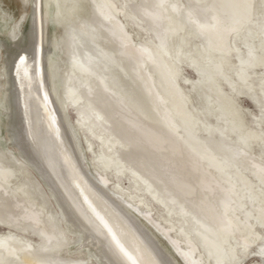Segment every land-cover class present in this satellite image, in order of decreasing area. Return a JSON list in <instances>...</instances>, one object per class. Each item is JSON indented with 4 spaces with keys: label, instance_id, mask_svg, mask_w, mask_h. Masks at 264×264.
<instances>
[{
    "label": "bare ground",
    "instance_id": "obj_1",
    "mask_svg": "<svg viewBox=\"0 0 264 264\" xmlns=\"http://www.w3.org/2000/svg\"><path fill=\"white\" fill-rule=\"evenodd\" d=\"M188 1H193L194 6L197 3ZM219 1L230 19L228 28L214 7L207 15L195 6L181 18L177 0H151L157 42L149 44L98 125L103 134L95 131L92 135L106 148L99 155L93 154L108 177L110 173H129L156 202H165L167 216L177 218L176 226L167 216L162 221L156 219L145 200L118 185L184 264H240L244 253L258 241L264 245V236L256 235L250 223L253 219L264 230V162L252 149L260 146L264 159V129L257 123L256 129L242 132L234 107L226 109L215 94L223 79H228L237 93L242 89L251 91L255 87L253 80L258 79L264 99V17L263 26H255L259 35L254 37L246 25L256 11L252 0ZM192 24L194 31L185 32L184 26ZM189 33L202 39L200 45L194 44V51L188 48L192 39ZM229 35L233 36V48L228 44ZM240 37L248 42L255 38L256 44L260 43L259 51H252L235 66L229 60ZM185 61L202 74L209 105L203 109L217 114V125H204L186 107L176 85ZM257 69L261 72L257 73ZM254 92L250 94L252 99ZM226 99L233 101L235 97ZM188 118L190 126L186 124ZM196 119L200 126L195 125ZM219 119H226L227 123L223 126ZM195 127L204 129L208 139L199 140ZM213 133L220 135L222 143L216 141ZM231 134H237V139ZM19 176V172L0 164V228L6 230L0 232V264H88V256L80 253L75 254L77 257L59 255L62 247L70 246L61 222L40 189L30 181L32 178ZM237 182L243 187L237 188ZM157 184L162 191L156 188ZM186 205L192 208L191 212ZM242 210L245 213L239 219ZM253 214L256 216L251 217ZM33 238L39 239L38 245Z\"/></svg>",
    "mask_w": 264,
    "mask_h": 264
},
{
    "label": "water",
    "instance_id": "obj_2",
    "mask_svg": "<svg viewBox=\"0 0 264 264\" xmlns=\"http://www.w3.org/2000/svg\"><path fill=\"white\" fill-rule=\"evenodd\" d=\"M151 41V0H0V155L26 167L98 264H175L145 213L83 152Z\"/></svg>",
    "mask_w": 264,
    "mask_h": 264
},
{
    "label": "rangeland",
    "instance_id": "obj_3",
    "mask_svg": "<svg viewBox=\"0 0 264 264\" xmlns=\"http://www.w3.org/2000/svg\"><path fill=\"white\" fill-rule=\"evenodd\" d=\"M196 1H197V3L195 4V6L198 7V11L201 10L202 12H205L208 15L211 12L210 9L212 7H214V9L217 10L220 13V15H222L223 22H224L223 25H225L226 28H228L230 26V24H229L230 19L228 18V16L225 13L226 10L223 9V7H220L222 5H221V2L219 0H196ZM177 2L179 4V6L181 7L180 8V16H179L181 18L184 17L185 13L191 12L195 7L193 5V1L189 2L188 0H177ZM252 3H253V6L255 7L256 11L254 12V17L250 21H248L246 25L248 26L249 32H252V34L255 37V36L259 35L256 31L255 26L257 25L260 28L263 26L262 18L264 17V0H252ZM251 23H253V24L250 25ZM184 27H186L185 32L188 33L190 31V33H191V31H194L195 25H193V24L190 26L186 25ZM190 33H189V37L192 39H191V41H189L188 48L194 51L195 50L194 47L196 45H200L199 43L202 42V39L200 37L199 38L197 37V39H195L192 35H190ZM231 37H233V36H231V35L228 36V38H229L228 44H229V46L231 45V48H233L232 47L233 44L231 43L232 42ZM151 42H153V43L157 42L156 36L153 32V28H152V41ZM194 44H196V45L194 46ZM235 44H236V47H235L236 50L233 49V50H235V52L232 53L233 56H232V59L229 60V63L237 66L239 64L238 61L242 62L244 58H247L250 56V53H252V51L254 53L259 51L258 50V44H260V43L256 44L255 38H254V42H248L247 40L244 39V37H240V40H236ZM146 68H147V70H150L149 69L150 66L148 64H147ZM260 72H261V69H259L257 71V73H260ZM201 75L202 74L199 71H197L195 68L190 66L185 61L181 65V68L179 69V75H177V77H176V85L178 87L179 92H181V94L185 98L186 105H187L186 107L191 112V114L194 118H196V117L199 118L200 121L204 125H217L218 122L216 121V118H215L217 114L216 113H215V115L208 114L203 109L208 105V100L205 97L206 92L204 91V88H203V83H204L203 81L204 80H203V76H201ZM254 77L255 76L252 75L253 79H254ZM234 79H236V78H234ZM258 81H260V80H258V79L253 80L255 87H254V89L252 88L251 91L248 92V90L242 89V90H240V93L239 92L237 93V91L235 92V89L230 86L229 80L223 79V83H220L219 90L215 93V94L219 95V97H220L219 101L221 102V104L226 109H229V107H231V106L234 107L233 111L236 110L238 120H239L238 123L240 126L239 129L242 130V132H244L245 130H250L252 127H254L256 129L257 123H259L262 126V128L264 129V99H262V96H261L262 92H261L260 87L258 86V84H260V82H258ZM253 92L255 93V99L258 95V98L256 100L252 99L250 96V94L253 95ZM230 96L232 98L235 97V100L231 101L229 99V101H227L226 98H229ZM226 111H227V113L229 111L232 112V110H226ZM203 112H204V114H203ZM174 115L176 116V114H174ZM231 115H233V113ZM231 115H229V116H231ZM189 120H190V118H188V120H187L188 122L187 123L185 122V123L186 124L189 123L188 125L190 126L191 120L190 121ZM219 120H220L219 123L222 124L223 126L227 123L226 119H219ZM196 124H198V126H200V123L199 122L197 123V119L195 121V125ZM194 129H195L196 135H197L199 140L204 141V140L208 139V136L206 135L204 129H202L201 127H195ZM98 130L99 129L96 128L95 131L98 134L102 135L103 133L100 130L99 131ZM238 134H239V132H238ZM231 135H232V138H234V140L237 139V134L236 135L231 134ZM212 136L216 139V141L222 143L223 139L220 137L219 134L213 133ZM221 146L224 147L223 144H221ZM105 149L106 148L103 145H101V143L98 140H96L93 136H91L90 140L88 141L85 148L83 149V152L101 170H105L101 166V164L98 163V159H96V158L94 159V154H93V152H95L96 155L97 154L99 155L100 152H102V150L106 151ZM252 149H253V152L257 153L258 160H261L262 162H264V159L262 158L260 146L254 145V146H252ZM210 150H213V149L210 148ZM214 155L216 156V153ZM7 162H9L10 164H8ZM0 164L5 168H10V169H13V170L19 172L20 178H22L21 177L22 175L23 176L28 175L29 179L32 178L30 173L28 172V170L26 169V167L24 165L19 164V163L15 162L11 159L7 160V158L2 156V155H0ZM236 166L241 172H244V174H246L250 180L255 181V178L250 173H247V171L243 170V168L239 164H237ZM104 173H107V171L105 170ZM214 174L216 175V173H214ZM109 175H110L109 178L115 184L117 183L116 184L117 186L120 185L121 188L123 187L122 188L123 190L125 189L124 191H126L128 193H133L134 196L137 195L138 197L145 200L146 204L149 206V208L152 211H154L153 213H154V217L156 219H159V220L161 219V221H162L164 219V217L167 216L165 208H164L165 202L162 205H161V203L159 204L158 202H156L144 190V186L139 181H137L135 178H133L129 173L126 172L123 175H114L113 173L112 174L110 173ZM30 181L32 182V184L34 183L33 185L35 187H38L37 184L35 183V181H33V178ZM236 186H237V188L243 187L240 182H237ZM156 188L159 191H162V189H163L160 184H157ZM42 197L46 201V203L49 204L43 195H42ZM186 209L189 210L190 212L192 211V208L189 205H186ZM246 210H249V209H246ZM244 211L245 210H242V214L239 216V219H241L242 216L244 215V213H245ZM254 216H256V215L253 214V216H251V217H254ZM167 217H168L167 219L172 224H174L175 226L179 224L177 218L174 215H171V216L168 215ZM190 223L192 224L191 221H190ZM250 223L254 226V229H255L254 233L256 235H261V237H263L264 236V230L261 227L255 225V223L253 222V219L250 220ZM63 229H64V227H63ZM4 231H6V230H3L0 228V232H4ZM64 231L66 233L67 241H68V243H70V246L62 247V249L59 251V255L61 257L66 256L67 253L69 256H73L76 253H80V255L82 257L88 256L87 257L88 258V264H98L86 251L81 249V247L72 238L69 237V235L67 234L65 229H64ZM155 231H156V229H155ZM156 233L158 234L159 238L163 242L164 246L166 247V249L169 252L172 259L174 260L175 264H184V262L180 259L176 250L169 244V242L166 241V239L158 231H156ZM33 234L34 233L30 234L31 237H33ZM190 234H192V233L190 232ZM237 236H239V235L237 234ZM32 240L34 242H36L38 245L39 239L33 238ZM260 242L261 241H258V243L255 244L251 249H249V251L247 253L246 252L244 253L245 256L242 257V261L240 262V264H259L260 258H258L255 253H258L261 250V248H264V245L262 246L259 244ZM241 254H242V252H241ZM75 256L77 257L79 255L77 254Z\"/></svg>",
    "mask_w": 264,
    "mask_h": 264
},
{
    "label": "snow or ice",
    "instance_id": "obj_4",
    "mask_svg": "<svg viewBox=\"0 0 264 264\" xmlns=\"http://www.w3.org/2000/svg\"><path fill=\"white\" fill-rule=\"evenodd\" d=\"M42 3L40 5V8L42 10ZM35 12V9H34ZM26 64V57L21 56L19 58V65H17V69L19 71L20 66L25 65ZM106 228H108L107 224L104 225ZM108 231L111 235V239L112 241L115 243L116 248L119 250L120 253H122L124 256L128 257L129 259H132L131 255L127 252V250L124 248V246L120 243V241L117 239V237L115 236V234L112 232L111 228H108ZM256 255H258L260 257L259 260V264H264V248H261V250L258 253H255ZM132 264H137V261L132 260Z\"/></svg>",
    "mask_w": 264,
    "mask_h": 264
}]
</instances>
